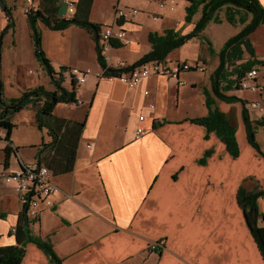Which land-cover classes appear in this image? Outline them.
<instances>
[{
    "label": "crops",
    "instance_id": "obj_1",
    "mask_svg": "<svg viewBox=\"0 0 264 264\" xmlns=\"http://www.w3.org/2000/svg\"><path fill=\"white\" fill-rule=\"evenodd\" d=\"M38 1L33 0L36 6ZM65 1L60 0L58 18L67 20L71 16ZM258 2L264 8V0ZM188 5L179 3L170 12L160 10L156 0H108L105 16L95 20L94 0L89 21L113 23L117 6L140 11L122 24L125 42L107 53L111 67L117 68L118 62L129 66L150 52V33L191 32L200 11L186 23ZM24 7L25 0H0V44L8 40L16 64L26 53L38 68ZM37 27L42 52L55 73L63 68L90 73L84 84H76L77 102L57 104L52 113L56 120L49 126L38 129L35 110L28 106L18 113L19 132L14 133L17 114L9 140L0 129V169L10 174L21 165L39 164L49 170L58 188L51 208L34 220L25 217L30 235L47 243L61 264H264L236 199L242 185L264 191V157L247 143L241 105L217 104L229 117L234 112L239 123V156L233 159L214 133L205 138V129L188 121L208 114L203 90L210 91V80H203L199 71L181 72L178 80L150 76L128 88L104 77L96 44L87 32L75 26L63 31L42 23ZM188 43L196 52L173 59L170 53L165 63L198 64L204 72L199 62L207 63L210 54L202 35ZM177 51L180 48L173 52ZM141 66L149 67V62L136 68ZM15 68L6 87L0 80L4 99L47 86L42 68L31 79L26 75L31 70L25 73L18 64ZM258 74L256 83L262 90L253 92L252 102L264 107V77ZM62 86L71 88L64 82ZM52 87L47 91H54ZM254 112L252 121L264 120V111ZM138 127L144 133L135 138ZM257 131L264 133L260 127ZM210 150L205 164H199ZM257 204L264 216V200ZM20 213L13 187L0 179V247L16 245L14 228ZM259 225L264 226V219ZM153 243L161 248L150 251ZM19 264L50 262L35 244L27 243Z\"/></svg>",
    "mask_w": 264,
    "mask_h": 264
},
{
    "label": "trees",
    "instance_id": "obj_2",
    "mask_svg": "<svg viewBox=\"0 0 264 264\" xmlns=\"http://www.w3.org/2000/svg\"><path fill=\"white\" fill-rule=\"evenodd\" d=\"M93 1L76 0L75 13L67 20L58 18L60 0H39L36 10L26 16L35 58L44 72L50 77L54 91L49 92L43 87H37L23 92L18 98L4 99L0 86V129L6 133L5 140H9L12 130L15 128L12 123L13 117L26 107L31 106L35 110L36 125L38 129H41L46 127V125L49 126V122L55 119L52 113L57 104H75L77 102L74 80H72L69 90L62 86L64 80L61 75L63 72H67V69L63 68L58 74L55 73L42 52L38 23H42L52 31H63L75 26L87 32L96 44L97 62L104 71V77H116L122 72L131 71L147 62H165L168 55L174 50L182 47L193 38L201 37L209 23H222L218 13L224 9V20L227 23L231 25L239 23L243 27L238 34L226 41L218 55V65L209 77L210 91L203 90L208 114L205 117L188 121L203 127L206 131L205 138H208L210 133H214L217 139L225 146V150L230 157L236 159L239 156L236 126L230 119L229 114L222 112L217 104L239 103L242 107L241 120L244 125L247 143L260 156L264 157L255 139L257 128L264 129V120L252 121L245 102L227 94L233 89H239L238 84L244 74L253 69L256 63H262L255 59L254 51L249 41V36L259 26L264 25V8L258 0H186L189 3L185 10L186 23H189L192 17L200 11V18L194 25L193 30L184 35L173 30H167L162 35L150 33L148 35V41L151 45L150 52L134 64L122 69L107 68L104 58L98 49L97 35L102 25L89 21ZM248 17H250L249 21ZM11 25L12 23L9 24V28L12 27ZM203 43L206 45L210 56H213L214 51L211 44L204 41V39ZM117 46L113 44V47ZM246 54L249 58L244 60ZM61 123L64 124L66 122L61 121ZM5 151L9 153L10 149L6 148ZM211 153V150L207 151L198 163L204 165ZM236 199L243 211L245 223L264 261V226L259 225V221L264 219V216L259 213L257 204L259 199L264 200V191L259 190L257 187L248 190L242 185L237 192ZM14 236L16 245L0 247V264H19L27 243H33L42 250L49 259L50 264H61V261L55 256L47 243L41 242L30 235L26 218L22 213L19 214L18 222L14 228Z\"/></svg>",
    "mask_w": 264,
    "mask_h": 264
},
{
    "label": "built area",
    "instance_id": "obj_3",
    "mask_svg": "<svg viewBox=\"0 0 264 264\" xmlns=\"http://www.w3.org/2000/svg\"><path fill=\"white\" fill-rule=\"evenodd\" d=\"M156 3L160 10L167 9L171 12L175 7V0H156ZM65 5L67 6L68 14L72 17L75 13L76 1L66 0ZM36 8L37 6L34 4L33 0H25L23 13L27 16L35 11ZM139 13L140 11L134 8L127 9L117 6L113 13V23L100 27L97 35L98 49L104 58L107 68H112L107 53L111 50L113 44L125 42L126 30L122 27V24L126 22L129 17H135ZM152 19L156 20L157 16L153 15ZM116 67L117 68L113 69H122L125 68L126 65L123 62H118ZM191 70L203 71L198 64L189 65L187 63H175L170 65L165 62H149V67L141 66L131 71L122 72L116 77L106 78L118 79L128 88H134L142 79L150 76H162L178 80L181 72ZM67 72L77 85L84 84L86 77L90 73L89 70H80L76 68L69 69ZM256 78L257 71L251 69L241 78L238 87L253 92L260 91L262 88L256 83ZM251 108L259 113L264 111V107L260 102H252ZM139 121H143V117H139ZM143 133L144 130L138 127L135 132V138H140ZM90 147V145L87 146V148ZM0 179L5 184L13 187L21 207V213L30 220L38 218L44 210L51 208L53 206V198L58 193L57 186L50 180L49 170L45 166L39 164L21 165L17 171L10 174L0 169ZM159 247L161 248L159 244L153 243L149 247V250L156 251Z\"/></svg>",
    "mask_w": 264,
    "mask_h": 264
},
{
    "label": "rangeland",
    "instance_id": "obj_4",
    "mask_svg": "<svg viewBox=\"0 0 264 264\" xmlns=\"http://www.w3.org/2000/svg\"><path fill=\"white\" fill-rule=\"evenodd\" d=\"M107 1L108 0H95V8H94V11L92 13L93 19L99 20L105 16L106 12H105L104 6H105V3ZM175 3H176V5H175V9H176L177 4H179V3H186L187 4V1L186 0H175ZM115 6L116 5H114L113 8ZM180 7L181 6L179 5V11H180ZM136 9H138V8H136ZM224 13H225L224 9H222L218 13V17L222 20V23L216 24V23L211 22L207 25L204 32L202 33V37H203L204 41L209 42L212 46L213 51H214L213 56L209 57V60L207 63L203 62V61L199 62L201 64V66L204 68V72H202V73L199 72L198 75L205 81H208V78L210 77L212 72L215 70V69L213 70L214 65L217 64L218 55H219L220 51L223 49L226 41L229 38L238 34L243 27V25H241L239 23H237L235 25H231V24L227 23L224 20ZM177 15H179L178 11H177ZM237 18H238V16H237ZM249 18L250 17H248V21H249ZM196 19L198 20V16H196L194 18V20H196ZM19 27H20V24H19ZM1 37H2V35L0 34V38ZM249 41H250L251 46L253 48L255 59L257 61L262 62V63H256L254 65V69L257 71V73H259L258 77H260L262 74H263V76H261V77H264V25L259 26L249 36ZM7 49H8V53L6 52ZM12 50H13L12 45L11 44L8 45V40L7 41L4 40L3 46H1V44H0V56H1V51H3L2 60L0 62V80H1V83L4 85V87H6L7 80L9 79V77H11L14 69H16L15 66L17 64L21 65V67H23L22 69L24 70L25 73L28 72L29 70L32 71L31 75L26 74L30 79L31 78H37L36 73H39V72L41 73L40 63L38 61H35V63L38 65V68H36L34 66V63H33L34 61H32V59H29V57H28L29 55L26 53L24 54V56H21L20 60L19 59L17 60L18 63L16 64L15 56H14ZM194 52H196V48L192 44H189V43L184 44L182 47H180L179 52L177 51L176 53H174V52L171 53L170 59L177 58V57H184L186 55H191ZM32 58L34 60L33 55H32ZM248 58L249 57L246 54L244 56V60H247ZM36 71H38V72H36ZM63 76H64V84L68 87L71 86L72 79H71L70 74L68 72H63ZM46 77H47V79H46L47 80V82H46L47 86H41V87H43L45 90H49V89H51L52 84H51L50 78L48 77L47 74H46ZM52 89H53V87H52ZM30 90H32V89H30ZM227 94L244 101L246 109L248 110L251 118H252V115L255 116V112L251 108L252 94H254L253 91L239 88V89H233L232 91L228 92ZM188 97H191V94L188 95ZM195 104H196L195 100H192L191 105H195ZM233 113L234 112H231L230 119L233 121L235 126H238L239 125L238 120H236L234 118ZM14 122L16 123V128L14 129V133H16L18 130H21L19 128H22L21 115L17 114L15 119H14ZM255 139H256V142L259 146L260 151L264 152V133L257 131L255 134Z\"/></svg>",
    "mask_w": 264,
    "mask_h": 264
},
{
    "label": "water",
    "instance_id": "obj_5",
    "mask_svg": "<svg viewBox=\"0 0 264 264\" xmlns=\"http://www.w3.org/2000/svg\"><path fill=\"white\" fill-rule=\"evenodd\" d=\"M0 41H1V38H0Z\"/></svg>",
    "mask_w": 264,
    "mask_h": 264
}]
</instances>
